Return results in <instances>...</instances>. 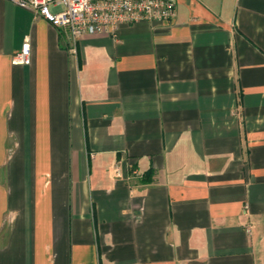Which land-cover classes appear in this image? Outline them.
Segmentation results:
<instances>
[{"label": "crops", "instance_id": "obj_1", "mask_svg": "<svg viewBox=\"0 0 264 264\" xmlns=\"http://www.w3.org/2000/svg\"><path fill=\"white\" fill-rule=\"evenodd\" d=\"M174 2L71 50L0 0V264H264V0Z\"/></svg>", "mask_w": 264, "mask_h": 264}, {"label": "built area", "instance_id": "obj_2", "mask_svg": "<svg viewBox=\"0 0 264 264\" xmlns=\"http://www.w3.org/2000/svg\"><path fill=\"white\" fill-rule=\"evenodd\" d=\"M15 6L30 11L35 18L47 21L75 50L76 43L85 36L100 34L117 36L122 25L137 22L163 23L175 14L174 0H8ZM51 8L53 10H51ZM31 63L30 44L26 39L12 64L26 66ZM133 177L139 174L133 171Z\"/></svg>", "mask_w": 264, "mask_h": 264}, {"label": "trees", "instance_id": "obj_3", "mask_svg": "<svg viewBox=\"0 0 264 264\" xmlns=\"http://www.w3.org/2000/svg\"><path fill=\"white\" fill-rule=\"evenodd\" d=\"M146 175H147V176H149V175H150V172H147V173H146ZM146 181H149V179H148V180H146Z\"/></svg>", "mask_w": 264, "mask_h": 264}, {"label": "rangeland", "instance_id": "obj_4", "mask_svg": "<svg viewBox=\"0 0 264 264\" xmlns=\"http://www.w3.org/2000/svg\"><path fill=\"white\" fill-rule=\"evenodd\" d=\"M51 10H53V9L51 8Z\"/></svg>", "mask_w": 264, "mask_h": 264}]
</instances>
